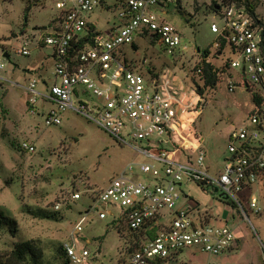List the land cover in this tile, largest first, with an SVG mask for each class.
I'll use <instances>...</instances> for the list:
<instances>
[{
    "label": "rangeland",
    "instance_id": "rangeland-1",
    "mask_svg": "<svg viewBox=\"0 0 264 264\" xmlns=\"http://www.w3.org/2000/svg\"><path fill=\"white\" fill-rule=\"evenodd\" d=\"M28 4L30 9L26 11ZM151 10L162 15L181 34L182 52L170 56L146 36L135 38L136 49L132 45L123 46L121 58L143 74L147 75L148 67L158 71L162 90L170 93L175 106L169 130L172 145L169 157L176 162H194L197 150L202 147L210 173L216 174L230 157L228 134L247 122L253 107L251 93L240 86L229 92L230 78L226 73L214 88L204 86L201 73L194 70L205 51L209 52L207 59L217 67L223 66L229 55L213 47L217 34L210 25L222 23L211 11L210 0H179L165 5V14L159 7ZM259 10L264 21V12ZM57 14L55 0H0V60L4 63L0 69V210L18 223L15 238L0 233V253H7L15 241L32 239L43 249L42 264H64L59 246L83 211L93 206L98 192L129 164H137L138 171V163L148 160L120 145L79 114L69 111L60 125L46 126L41 108L38 114L29 110L25 90L28 79L41 74L48 82L53 81L52 60L44 61L49 48L39 46L37 39L41 27L46 28ZM94 17L99 18L98 25L105 31L120 23L118 8L97 10ZM24 41L28 42V56L16 52ZM4 51L8 58L3 56ZM31 67L36 68L35 72L24 71ZM235 71L229 72L236 77ZM192 79L199 83L202 95L197 93ZM38 89H43L39 79ZM198 107L201 112L195 116L193 110ZM196 136L203 141L196 142ZM24 141L34 145L35 150L21 149ZM140 178L147 182L145 176ZM74 193H79L80 198L73 199ZM178 193V206L185 207L196 223L227 226L237 238L236 245L223 255L187 249L178 254L179 262L262 264L256 233L264 242L263 184L257 183L236 194L242 208L223 199L219 192H212L210 187L202 188L194 182H183ZM250 193L256 195L258 206L263 209L260 213L249 207ZM58 203L61 207L56 211ZM106 210L111 214L103 219L97 213L88 215L78 235V246L96 254L98 264H118L128 255L134 234L127 230L123 218L114 219L119 215L118 208ZM45 214L54 216L46 218Z\"/></svg>",
    "mask_w": 264,
    "mask_h": 264
},
{
    "label": "built area",
    "instance_id": "built-area-1",
    "mask_svg": "<svg viewBox=\"0 0 264 264\" xmlns=\"http://www.w3.org/2000/svg\"><path fill=\"white\" fill-rule=\"evenodd\" d=\"M178 1L55 0L58 14L40 31L37 43L51 50L54 74L53 81L42 90L36 78L28 81L25 90L29 110L38 114L41 108L46 126L60 125L69 111L79 114L120 145L149 160L138 163V171L137 164L125 167L98 192L93 206L83 211L61 244L70 264H98L96 254L78 246V235L89 214L97 213L103 219L110 213L106 210L109 207L119 209L114 219L124 216L127 228L139 233L140 239L139 247L118 264H153L172 254H177V264H187L178 260V254L187 249L223 255L237 243L233 230L196 223L185 207L178 206V189L185 181L201 184L242 208L236 194L257 183L264 185V21L259 10L264 12V0H210L211 11L222 23L210 25L217 34L213 47L217 51L219 38H224L230 68L236 70V77H229L228 91L240 86L251 93V101L253 95L262 98L256 111L248 114L247 122L228 134L230 157L216 174L210 173L202 147L194 162H176L169 157L175 106L170 93L162 90L159 76L130 68L131 62L121 58L123 46L146 36L170 56L181 53V34L151 10L159 7L165 14V5ZM117 8L120 23L107 31L100 28L94 13ZM16 52L30 55L28 42L24 41ZM4 54L8 55L6 51ZM3 68L0 60V69ZM200 112L199 107L193 110L195 116ZM195 141L201 143L203 139L196 136ZM20 147L27 152L35 150L26 141ZM141 176L147 182L140 180ZM72 198L79 199L80 194L74 193ZM247 201L254 213L263 210L254 193ZM60 207L58 203L54 209L59 211ZM256 237L264 264V242L257 233Z\"/></svg>",
    "mask_w": 264,
    "mask_h": 264
},
{
    "label": "trees",
    "instance_id": "trees-1",
    "mask_svg": "<svg viewBox=\"0 0 264 264\" xmlns=\"http://www.w3.org/2000/svg\"><path fill=\"white\" fill-rule=\"evenodd\" d=\"M30 4L26 6V11H29ZM45 26L41 27L44 28ZM220 41V47L217 50L219 53L223 52V49L227 46L226 40L222 37L219 38ZM264 44V42H262ZM134 49L137 48V45L135 43L131 44ZM233 48V46L231 45ZM209 54V52L205 51L201 55V61L196 64L195 69L196 72L198 69L201 70V77L204 81V86H210L211 88H214L216 84L219 82V79L221 78L222 74L226 73L228 77H232V73L230 71V58H226V61L224 62L223 66L217 67L215 64L211 63L206 56ZM125 62L127 60L125 59ZM130 68H133L129 66ZM148 74L158 77L159 72L155 71L153 68L148 67L147 68ZM192 83L194 84L196 91L198 94L202 95V88H200L199 83L192 79ZM252 103L253 107L249 111L250 113H253L256 111V109L261 105L262 98L257 95L252 96ZM1 107V103H0ZM202 188H205L203 185L199 184ZM55 214H57L55 212ZM52 215L45 214L44 217L51 218ZM121 218L124 219V216ZM119 219V218H118ZM125 225H126V220ZM127 230L134 234V239L131 242L130 245H128V252L134 251L136 248L140 245V239H139V233L131 231L127 228ZM156 230V229H155ZM18 232V223L15 218L11 217L10 215L6 214L2 210H0V233L6 234L8 236H11L13 238L16 237ZM119 232V231H118ZM58 251L62 254L64 257V264H70L69 260L66 258L62 246L60 244ZM44 257L43 249L38 244L37 241L32 239H26V240H18L13 242L12 247L7 253H0V264H42V260ZM177 254H172L171 256L159 259L153 264H177L176 261Z\"/></svg>",
    "mask_w": 264,
    "mask_h": 264
},
{
    "label": "crops",
    "instance_id": "crops-1",
    "mask_svg": "<svg viewBox=\"0 0 264 264\" xmlns=\"http://www.w3.org/2000/svg\"><path fill=\"white\" fill-rule=\"evenodd\" d=\"M96 18H98V17H96ZM22 39V38H21ZM40 46V45H39ZM42 47H44L43 45H41ZM44 48H47L48 49V47H44ZM224 52H227V53H229V51H228V48H226V49H224V51H223V53ZM46 59H50V60H52V65H53V58H52V56H51V50L49 49V53L46 55V56H44V61L46 60ZM44 63L42 62L41 63V65H43ZM35 69L36 68H26V69H24V71L25 72H35ZM38 77V78H37ZM37 77H35V76H31L28 80H30V79H32V78H36L37 80L39 79V81H41V83H42V85H43V87H44V85L48 82V80L43 76V75H41V74H38V76ZM2 80V79H1Z\"/></svg>",
    "mask_w": 264,
    "mask_h": 264
},
{
    "label": "water",
    "instance_id": "water-1",
    "mask_svg": "<svg viewBox=\"0 0 264 264\" xmlns=\"http://www.w3.org/2000/svg\"><path fill=\"white\" fill-rule=\"evenodd\" d=\"M4 57L8 58V55L7 54H4Z\"/></svg>",
    "mask_w": 264,
    "mask_h": 264
}]
</instances>
